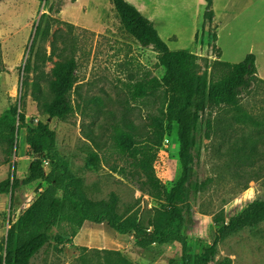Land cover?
Wrapping results in <instances>:
<instances>
[{"label": "rangeland", "instance_id": "374dc122", "mask_svg": "<svg viewBox=\"0 0 264 264\" xmlns=\"http://www.w3.org/2000/svg\"><path fill=\"white\" fill-rule=\"evenodd\" d=\"M151 3L155 7V2ZM171 3L159 4L154 11V15L158 14L155 24L163 40L173 51L188 50L199 55L201 71L207 70L209 78L217 80L224 72L216 68L213 69L215 75L212 73L218 54L208 43L207 34V30L210 33L216 30L215 24L207 21L206 30L194 42L193 30L202 24V19L197 23L192 4H182L179 0ZM43 14L48 17L40 21ZM40 22L43 35L30 52ZM245 27H239L235 44L242 46L244 52L250 46L264 45V23L252 22ZM176 32H179L178 40L168 41V35ZM221 42L222 46L218 47L224 52L222 59L241 62L244 53H229L226 34ZM71 58L77 62V83L70 95L74 111L63 121L52 119L31 96L33 83L38 82L44 95L49 96L54 64ZM27 64L29 70L25 71ZM144 73L162 79L165 68L160 67L157 53L151 47H142L125 30L112 0L0 1V114L18 104L31 126L49 124L57 132L55 155L76 177L83 179L82 193L87 207L109 204L115 197L118 222L132 219L152 232L164 218V202L148 194L145 177L137 171L134 160L122 156L112 140L115 128L125 123H134L141 133H146L147 116L159 114V108L166 101L162 92L155 104L131 100L128 85ZM23 81L27 82L24 88ZM26 91L29 96L20 107L21 94ZM241 106L252 119L264 124V84H257L251 93L244 92ZM208 119L213 123L209 132ZM165 129V141L154 166L156 176L170 189L182 169L177 126L166 119ZM92 153L100 157L96 168L88 164ZM191 157L195 179L208 182L205 191L197 195L190 193L188 200L193 206L195 224L187 229V235L193 250L201 252L216 238V217L222 215L229 221L255 198L264 196V128L236 121V113L230 109L205 113ZM31 159L25 135L18 136L13 147L0 141V181L14 174L15 168V175L24 177ZM45 165L49 170L48 161ZM40 195L57 198L62 197V192L43 182L23 187L14 200L12 218H17ZM75 213L70 209L63 216L52 230L50 244L32 264H106L110 254L81 250L70 244L69 237L75 229L71 220ZM1 218L0 245H3L10 221L9 208H5ZM139 253V259L148 263L169 264L170 260H181L178 244L155 246ZM123 255L139 264L131 255ZM111 259L113 263L117 258ZM226 261L264 264V222L220 242L216 262Z\"/></svg>", "mask_w": 264, "mask_h": 264}, {"label": "trees", "instance_id": "16d2710c", "mask_svg": "<svg viewBox=\"0 0 264 264\" xmlns=\"http://www.w3.org/2000/svg\"><path fill=\"white\" fill-rule=\"evenodd\" d=\"M205 1L204 22L212 24L215 17L213 0ZM112 2L125 30L142 47H151L157 53L158 64L165 68L162 79L144 73L138 79L131 80L128 85L130 98L134 102L155 104L161 92L166 97V101L159 108V114L147 116L146 133H141L134 123H125L124 126L115 128L112 136L116 150L122 156L133 159L137 171L145 177L144 184L148 187V194L164 202V218L154 231L148 232L135 220L118 222L115 215V197L109 204L88 208L82 193L83 179L76 177L55 155L57 132L45 123L31 126L22 108H19L18 104L11 105L0 114V141L13 147L17 137L25 135L32 159L24 177H17L15 168L14 174L0 182V194L11 195L10 228L5 246H0V264H32L50 244L53 228L70 209L76 212L71 220L75 227L73 232L86 220L106 221L116 231L133 235L139 249L178 244L181 260L176 262L173 259L169 264H218L216 256L220 242L245 229L256 228L264 222V196H258L229 221L222 215L216 217V238L212 245L205 247L201 252L193 250L187 235V229L195 224L193 206L188 201L190 193L197 195L208 188L207 181L200 182L195 179L191 157V151L198 143V130L203 115L216 109H230L236 113V121L264 128V124L252 119L241 106V96L244 92L251 93L257 84H264V79L258 74L255 54H248L240 63L221 61L220 49L216 44L217 32L209 31L208 43L212 44V50L218 54L214 66L211 67L212 73L216 68H221L224 72L217 80H211L207 70L201 71L199 55L188 50H171L160 37L153 22L135 6L126 0ZM46 17L48 15L43 14L40 21ZM42 35L43 27L40 22L34 33L30 52ZM198 37L199 35H196V40ZM24 70H29V64ZM76 71L77 62L74 58L57 61L52 69V79L49 80V96L44 95L38 82L33 83L34 92L31 96L50 118L63 121L74 111L70 95L77 83ZM26 85L27 82L23 81L22 88ZM27 96V91L21 94L20 107ZM166 119L177 126L178 158L182 169L180 177L170 189L156 176L154 166L167 134ZM212 128L213 123L208 119L206 129L209 132ZM46 161L49 170L46 168ZM99 163V155L90 154L89 166L96 168ZM36 182H46L54 186L62 192V197L47 198L40 195L13 219L12 212L17 194L23 187ZM99 252L110 254L106 264H135L121 252ZM111 257L117 259L112 263ZM220 264H231V261Z\"/></svg>", "mask_w": 264, "mask_h": 264}, {"label": "crops", "instance_id": "0c3cea01", "mask_svg": "<svg viewBox=\"0 0 264 264\" xmlns=\"http://www.w3.org/2000/svg\"><path fill=\"white\" fill-rule=\"evenodd\" d=\"M133 6H135L146 18H148L151 22H153L155 28L157 29L160 37L163 39V35L161 31L156 26L155 18L158 17V14L154 11L157 5H171L172 0H126ZM152 1L155 2V7L152 6ZM182 4H192V9L197 15V23L201 21L202 24L195 28L194 42H196V35L201 36L203 32L206 30L204 22V12L206 8V1L205 0H179ZM152 9V12H150ZM213 9L215 12V17L212 24L216 26L217 32V48L218 46H222V37L226 34L227 38V49L229 53L235 54H243V58L241 62L246 58L248 54H255L256 56V67L258 70V74L260 78L264 79V45L261 46H250L243 49L242 46L234 43V38L236 34L239 32V27L247 25L248 27L252 22H259L264 23V0H213ZM150 10V11H149ZM210 23V22H209ZM211 24V23H210ZM204 27V30H203ZM245 27V28H246ZM227 31V32H226ZM173 35H168V41H177L178 40V33ZM207 34L209 35V31L207 30ZM206 38V35L204 36ZM204 38V39H205ZM257 38V37H256ZM206 40V39H205ZM208 46V43L206 44ZM220 49V48H219ZM224 52L220 49V60L224 61L223 58ZM217 59V58H214ZM262 59V65L260 64V60ZM226 62V61H225ZM229 63H240V60H233L230 59L227 61ZM263 69V72H261ZM22 158L23 157H19ZM30 164V163H29ZM26 174V173H25ZM21 178V177H19ZM7 179V178H6ZM2 182V181H0ZM47 184L46 182H43ZM11 203V195L10 194H0V218L1 214L5 212V208L10 209ZM2 219V218H1ZM1 226V224H0ZM10 225L6 229L5 242L8 230ZM3 230V229H2ZM5 242L3 246H5ZM70 244L74 245L75 247L86 250V251H116L121 253H127L131 255L130 257L135 261L139 262V264H156V263H148L144 262L139 259L141 253L140 251L143 249H139L136 247L137 240L133 235L123 234L116 231L112 228L106 221L102 222H94L86 220L84 221L75 232L69 237ZM65 245L64 243H61ZM1 246V245H0ZM157 245H154L150 248H154ZM135 251V252H134Z\"/></svg>", "mask_w": 264, "mask_h": 264}]
</instances>
